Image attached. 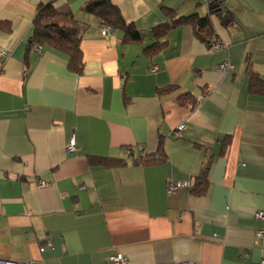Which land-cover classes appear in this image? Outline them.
I'll use <instances>...</instances> for the list:
<instances>
[{
    "label": "crops",
    "instance_id": "crops-1",
    "mask_svg": "<svg viewBox=\"0 0 264 264\" xmlns=\"http://www.w3.org/2000/svg\"><path fill=\"white\" fill-rule=\"evenodd\" d=\"M49 1L0 0V22L10 25L0 29V258L115 264L110 258L120 254L129 264H261L256 232L264 222L255 216L264 210V96L250 94L247 66L264 77V0H220L232 25L211 14L210 42L191 26L173 29L169 49L153 57L143 49L167 20L162 8L204 17L206 0H112L145 35L141 45L123 43L120 30L104 36L101 21L82 10L88 0H59L85 25L83 73L44 46L31 52L25 78L32 22ZM214 37L226 47L212 49ZM222 61L233 66L227 73L218 70ZM170 85L177 89L157 93ZM185 92L199 99L195 108L179 105ZM160 141L166 161L135 163ZM90 156L127 165L92 167ZM210 156L208 191L194 196L190 186ZM171 182L185 185L170 194Z\"/></svg>",
    "mask_w": 264,
    "mask_h": 264
},
{
    "label": "trees",
    "instance_id": "trees-1",
    "mask_svg": "<svg viewBox=\"0 0 264 264\" xmlns=\"http://www.w3.org/2000/svg\"><path fill=\"white\" fill-rule=\"evenodd\" d=\"M59 0H51L47 3L38 4L36 15L32 22V33L28 38L25 47L24 77L28 76L30 54L36 47L49 46L68 58V69L75 74H82L84 69L83 53L81 49L82 34L85 25L81 23L73 14L68 2L57 5ZM82 10L99 19L102 25L112 26L115 30L123 32V43L141 45L145 40V35L136 26L127 22L120 8L112 0H88ZM166 22L155 26L152 31L153 43L143 49V54L153 57L169 49L167 36L169 32L178 27L188 25L194 30L195 35L202 41L210 42L214 36V28L211 22V14H218L222 17L224 25L229 26L235 22V17L231 10L222 6L220 0H213L209 4V14L202 17L197 13L178 16L172 8H162ZM0 29L10 30L9 23L0 22ZM249 78V92L252 95L264 96V77L256 72L251 63L247 66ZM177 87L170 85L158 88L157 93L162 95L176 90ZM178 103L184 107L195 108L199 99L190 92H185L177 97ZM231 143V136H226L223 140L224 147ZM199 146V145H198ZM213 157L210 156L198 177L190 186V193L194 196L206 194L209 187L208 174ZM166 161L162 141H160L158 151L149 155L143 162L136 160L135 163L161 164ZM88 162L92 167L115 168L127 165L125 160L112 157L90 156Z\"/></svg>",
    "mask_w": 264,
    "mask_h": 264
},
{
    "label": "built area",
    "instance_id": "built-area-1",
    "mask_svg": "<svg viewBox=\"0 0 264 264\" xmlns=\"http://www.w3.org/2000/svg\"><path fill=\"white\" fill-rule=\"evenodd\" d=\"M213 0H206L207 4L209 5ZM114 28L112 26L109 25H102V32L104 36H108L110 33L114 32ZM223 47H226V45L222 42L221 39L219 38H213L212 40V45L211 48L214 50L217 49H221ZM39 52H41L42 48L41 47H37L36 48ZM8 52L6 50L2 51V56L5 57L7 56ZM232 64L229 61H222L219 65H218V70L222 73H227L228 71H230L232 69ZM186 128L185 124H181L179 125L175 130H174V135L176 137H180L182 135L183 130ZM76 144L74 140H71L67 146V151L70 154L75 153L76 151ZM127 152L129 153L130 150H127ZM148 154L145 150L141 151V158L140 160L143 162L145 159L148 158ZM185 185V183L183 182H171L168 184V193L173 194L175 193L179 188L183 187ZM40 186L43 187L45 186L44 182H40ZM256 219L259 221L264 222V210H259L256 213ZM256 236H257V242L264 245V228H260L257 230L256 232ZM48 245L51 246L52 242L48 241ZM245 257L249 256L248 252H245L244 254ZM110 260L115 263V264H129L128 259L120 254H116L113 255ZM0 264H34L33 262H17V261H13V260H8V259H1L0 258ZM186 264H197V263H186ZM261 264H264V260L261 261Z\"/></svg>",
    "mask_w": 264,
    "mask_h": 264
}]
</instances>
